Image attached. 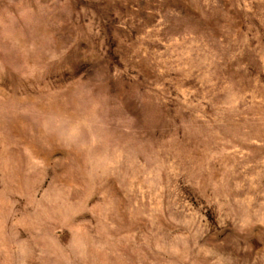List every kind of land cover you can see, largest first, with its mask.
<instances>
[{"label":"rangeland","instance_id":"1","mask_svg":"<svg viewBox=\"0 0 264 264\" xmlns=\"http://www.w3.org/2000/svg\"><path fill=\"white\" fill-rule=\"evenodd\" d=\"M0 264H264V0H0Z\"/></svg>","mask_w":264,"mask_h":264}]
</instances>
